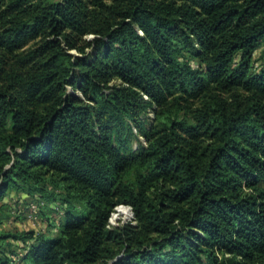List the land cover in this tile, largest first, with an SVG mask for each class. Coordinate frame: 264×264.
Segmentation results:
<instances>
[{
	"label": "trees",
	"instance_id": "obj_1",
	"mask_svg": "<svg viewBox=\"0 0 264 264\" xmlns=\"http://www.w3.org/2000/svg\"><path fill=\"white\" fill-rule=\"evenodd\" d=\"M263 46L264 0H0V264H264Z\"/></svg>",
	"mask_w": 264,
	"mask_h": 264
},
{
	"label": "rangeland",
	"instance_id": "obj_2",
	"mask_svg": "<svg viewBox=\"0 0 264 264\" xmlns=\"http://www.w3.org/2000/svg\"><path fill=\"white\" fill-rule=\"evenodd\" d=\"M90 39V37H89ZM264 46L260 48L255 53V59L258 60V65L261 63V59L263 57ZM71 91V90H70ZM154 118L153 113H149L147 119L149 124ZM147 122V125H148ZM140 142L145 144L143 139L140 138ZM138 147L137 143L134 144V148ZM5 200L10 204L11 208V219L6 221L2 228L6 230H18V231H35L38 234H49L55 235L56 229H50L48 224L46 223L47 218H51L53 220L58 221L59 215H62V208L59 204L56 206H46L43 205L39 200H36L26 194H16L15 192L9 193V195L5 198ZM43 207L45 209H43ZM121 207V206H120ZM127 208V207H124ZM124 208H118L115 213L111 217V222L109 224L111 226H118L120 224L130 223L133 220L132 211L128 210L131 213V217L129 212ZM119 210H125L127 215L119 216L118 218H114L119 215Z\"/></svg>",
	"mask_w": 264,
	"mask_h": 264
},
{
	"label": "bare ground",
	"instance_id": "obj_3",
	"mask_svg": "<svg viewBox=\"0 0 264 264\" xmlns=\"http://www.w3.org/2000/svg\"><path fill=\"white\" fill-rule=\"evenodd\" d=\"M124 209H126L129 212L130 217H131L130 211L127 208H124ZM118 213H119V215L115 216L114 218H118L119 216L127 215V212L125 210H119Z\"/></svg>",
	"mask_w": 264,
	"mask_h": 264
},
{
	"label": "water",
	"instance_id": "obj_4",
	"mask_svg": "<svg viewBox=\"0 0 264 264\" xmlns=\"http://www.w3.org/2000/svg\"><path fill=\"white\" fill-rule=\"evenodd\" d=\"M128 209H130V211H132V209H131V207H127ZM132 213V216H133V212H131Z\"/></svg>",
	"mask_w": 264,
	"mask_h": 264
},
{
	"label": "crops",
	"instance_id": "obj_5",
	"mask_svg": "<svg viewBox=\"0 0 264 264\" xmlns=\"http://www.w3.org/2000/svg\"><path fill=\"white\" fill-rule=\"evenodd\" d=\"M4 203H8V202L5 200Z\"/></svg>",
	"mask_w": 264,
	"mask_h": 264
},
{
	"label": "built area",
	"instance_id": "obj_6",
	"mask_svg": "<svg viewBox=\"0 0 264 264\" xmlns=\"http://www.w3.org/2000/svg\"><path fill=\"white\" fill-rule=\"evenodd\" d=\"M130 210V209H129ZM110 222H111V220H110ZM112 223V222H111ZM22 247H24V246H22Z\"/></svg>",
	"mask_w": 264,
	"mask_h": 264
}]
</instances>
